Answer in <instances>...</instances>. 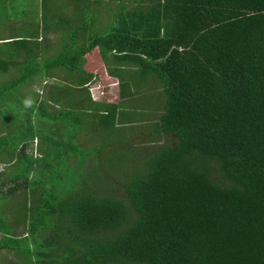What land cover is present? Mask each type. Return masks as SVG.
I'll return each instance as SVG.
<instances>
[{"label": "trees", "instance_id": "1", "mask_svg": "<svg viewBox=\"0 0 264 264\" xmlns=\"http://www.w3.org/2000/svg\"><path fill=\"white\" fill-rule=\"evenodd\" d=\"M12 2L0 30L36 20L0 33L9 264H264V0ZM96 48L119 101L91 97ZM38 76L60 81L21 92Z\"/></svg>", "mask_w": 264, "mask_h": 264}, {"label": "rangeland", "instance_id": "2", "mask_svg": "<svg viewBox=\"0 0 264 264\" xmlns=\"http://www.w3.org/2000/svg\"><path fill=\"white\" fill-rule=\"evenodd\" d=\"M20 1V2H18ZM32 0H16V2H12L11 4H15V5H20V7L22 8H27L26 6H22V5H27L30 6L29 4H31ZM110 6L113 8L114 5L116 4L114 1H110ZM14 6V5H13ZM18 8V6L16 7ZM21 8V9H22ZM35 10V9H34ZM101 14H100V18L102 19V21H105L104 19L108 16H110V10L105 6V4H103L101 6ZM36 11L33 12H29L28 16H33L31 18H33L34 20H36V15H35ZM21 14H16L17 16L22 15ZM26 14V13H25ZM72 16H74V14H72ZM25 18L22 17V19ZM58 18V17H57ZM54 18L55 21H57L58 19ZM27 19H25V22L23 25H27L29 26L32 22L31 21H27ZM18 21V20H17ZM20 23L21 20H19L18 22H16L14 24L15 28H12L10 30H0V33L4 36H9L12 34V31H16L19 29L20 27ZM27 26H21L20 28L24 29ZM6 27V26H5ZM59 28H65V26L62 24L61 26H59ZM58 31V30H57ZM60 32H53L52 34H45L44 32L41 33L42 36V48L38 50H40L41 54V60L45 59L46 57L52 56V54L58 52V50H60L59 45H60ZM95 59H97L96 62ZM86 65H87V69L94 71V73H96V78L88 84L89 86V91L91 94V97L93 98V100H111V101H115L119 98V80L116 78L111 77L110 75H108L107 73V69H106V65L102 60L101 54L99 52V50L96 48L94 50H92L91 52H89L86 55ZM11 70H12V74H16V70L17 68H12L11 65ZM12 74L8 73V72H4L1 73L0 72V83L2 82H6L7 80H9V78L13 77ZM58 81H60L59 79L57 80L56 78H52V77H47L45 80L41 78V76H38L31 84L25 85L24 87H22L21 92L26 93L25 95L28 96H33L36 97L37 95H40L39 97H44L45 93H46V86L49 83H58ZM47 83V84H46ZM61 84H64L61 82ZM120 99V98H119ZM118 99V101H119ZM3 127V122L0 120V132L2 131ZM130 136H132V134H129ZM83 136L84 134H81L79 136V139L81 140V142L84 144L85 147H89L88 143L83 142ZM145 140V139H144ZM142 139L141 136H137L135 138L134 143L135 144H139L142 141H144ZM36 143V140H35ZM36 153V151L34 152V154ZM97 153V151H96ZM37 154V153H36ZM96 154H93L92 156H94ZM98 157H95L94 159H90L91 163L92 162H97ZM88 162V161H87ZM11 162H1L0 161V172L3 170H8L9 171V166H10ZM10 173V172H9ZM8 185H11V182L7 183ZM22 196V195H21ZM19 196H13L10 200V204L13 207L12 211H11V215L13 216L15 212L19 211V200H18ZM5 201L2 202V204ZM0 209H3V206H0ZM11 210V209H9ZM0 238H1V233H0ZM15 256L13 255V251H11L10 249H4V250H0V264H9L12 260H14ZM17 260V259H16ZM15 260V261H16Z\"/></svg>", "mask_w": 264, "mask_h": 264}, {"label": "crops", "instance_id": "3", "mask_svg": "<svg viewBox=\"0 0 264 264\" xmlns=\"http://www.w3.org/2000/svg\"><path fill=\"white\" fill-rule=\"evenodd\" d=\"M66 14H67V16H72V14H74V11L72 10V9H68L67 11H66ZM27 20H26V22L27 21H30V19H31V17L30 18H26ZM25 22V21H24ZM23 26H27V25H23ZM30 28H29V26H27V27H25L23 30H24V32H26V31H28ZM22 29H18V30H16V31H12V34L11 35H9V36H5V37H10V36H15V35H20L23 31H21ZM53 32H55V31H51V32H49V34H52ZM41 33H42V31L40 30V35H41ZM7 40H11V39H7ZM39 40H42V37H40L39 39H38V41ZM97 61V59H95V61L94 62H96ZM90 70V69H89ZM92 71V70H91ZM109 101H111V100H109ZM114 101V100H113ZM115 101H117V100H115Z\"/></svg>", "mask_w": 264, "mask_h": 264}, {"label": "clouds", "instance_id": "4", "mask_svg": "<svg viewBox=\"0 0 264 264\" xmlns=\"http://www.w3.org/2000/svg\"><path fill=\"white\" fill-rule=\"evenodd\" d=\"M107 73H108V71H107ZM108 75H110V74L108 73ZM110 76H111V75H110ZM96 77H97V76L95 75L94 78H93V80H94ZM111 77L116 78V77H114V76H111ZM116 79H117V78H116ZM93 80H92V81H93ZM118 99H119V98H118ZM118 99H117V101H118ZM108 101H109V100H108Z\"/></svg>", "mask_w": 264, "mask_h": 264}]
</instances>
